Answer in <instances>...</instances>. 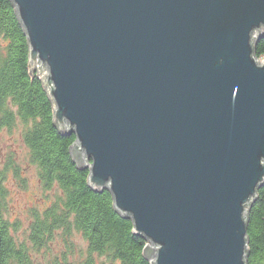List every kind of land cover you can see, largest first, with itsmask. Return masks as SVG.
I'll return each mask as SVG.
<instances>
[{
	"label": "water",
	"instance_id": "water-1",
	"mask_svg": "<svg viewBox=\"0 0 264 264\" xmlns=\"http://www.w3.org/2000/svg\"><path fill=\"white\" fill-rule=\"evenodd\" d=\"M69 155L149 264H245L264 187V0H10Z\"/></svg>",
	"mask_w": 264,
	"mask_h": 264
},
{
	"label": "trees",
	"instance_id": "trees-1",
	"mask_svg": "<svg viewBox=\"0 0 264 264\" xmlns=\"http://www.w3.org/2000/svg\"><path fill=\"white\" fill-rule=\"evenodd\" d=\"M254 53L264 57V38ZM17 129L25 163L11 154L0 161V264H149L145 240L114 211L107 191L90 189L88 172L71 160L74 136L53 125L52 103L36 73L29 72L14 8L0 0V134ZM24 168L33 171L40 197L24 207L22 226L19 218H10L9 187L26 191ZM246 238L245 264H264V187L247 211Z\"/></svg>",
	"mask_w": 264,
	"mask_h": 264
},
{
	"label": "rangeland",
	"instance_id": "rangeland-1",
	"mask_svg": "<svg viewBox=\"0 0 264 264\" xmlns=\"http://www.w3.org/2000/svg\"><path fill=\"white\" fill-rule=\"evenodd\" d=\"M18 131L19 129L14 130L10 134L7 132H2L0 134V158H1L0 161L4 160L6 156L11 154L14 156V160L17 163L19 164L25 163L24 150L19 140ZM23 175L27 181V188L25 192L18 190V188H16L14 185L9 187L10 188L9 190L11 191L9 197V205L11 206L10 218L12 217L19 218L20 219L19 222L22 226L26 224V219L22 214L24 207L33 202L37 204L39 201L38 199L40 197V191L36 184L33 171L26 168L25 170H23ZM75 243L77 245L79 244L80 246L83 245L81 241L78 239L75 240ZM56 247L57 245L55 244L52 250L54 251ZM40 264H44L42 260L40 261Z\"/></svg>",
	"mask_w": 264,
	"mask_h": 264
},
{
	"label": "built area",
	"instance_id": "built-area-1",
	"mask_svg": "<svg viewBox=\"0 0 264 264\" xmlns=\"http://www.w3.org/2000/svg\"><path fill=\"white\" fill-rule=\"evenodd\" d=\"M260 62L264 61V57L257 58Z\"/></svg>",
	"mask_w": 264,
	"mask_h": 264
}]
</instances>
